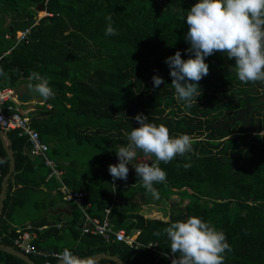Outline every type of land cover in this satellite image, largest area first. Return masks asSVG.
Segmentation results:
<instances>
[{
    "label": "trees",
    "instance_id": "trees-1",
    "mask_svg": "<svg viewBox=\"0 0 264 264\" xmlns=\"http://www.w3.org/2000/svg\"><path fill=\"white\" fill-rule=\"evenodd\" d=\"M197 2L0 0V34L8 42L0 45V68L7 74L0 76V88L29 85L32 72L49 82L55 95L31 107L29 122L61 171L59 179L47 178L50 170L42 157L29 154L27 136L6 133L15 171L0 216V243L14 246L16 228L27 225L13 227L17 223L14 215L29 203L35 218L28 224L46 226L43 236L61 237L53 227L59 218L45 213L57 202L65 203L59 190L62 184L84 194L89 216L103 219L104 210L109 209L114 229L129 236L138 231L139 243H157L163 253L159 256L145 247L135 250L120 242L107 243L98 235L82 234L84 215L72 205L63 230L77 242L67 248L81 258L107 253L124 264H168L170 241L163 230L173 222L198 216L222 231L231 245L224 264H264V102L248 114L254 118L252 124L258 121L259 133L242 130L240 122L226 131L215 126L220 118L235 117L246 103L255 104L264 94V83H242L235 61L215 53L205 58L209 74L199 81L201 96L188 107L176 99L165 63L177 50L182 59L189 58L185 52L190 47L185 40L188 26L182 17ZM39 5L49 15L32 27L28 43L4 38L31 26ZM109 15L118 35H105ZM153 76L162 77L165 83L154 87ZM141 113L149 123L165 125L170 137L186 133L193 140L192 152L159 165L167 180L154 184L156 196L144 189L135 170L129 171L127 181H113L108 171L118 158L116 151L128 143L132 129L139 127L135 116ZM92 148L96 151L88 154L86 163L75 153ZM142 157H149V163L155 159L138 152L136 159ZM0 161L1 190L9 168L1 141ZM185 164L191 166L185 168ZM174 196L177 200H170ZM165 200L170 210L163 217L143 210ZM33 245L45 252L61 253L65 248L48 245L46 250L38 240ZM29 257L35 264H45V258ZM49 262L57 264L58 260L49 258ZM0 264L26 263L0 251ZM97 264L115 263L101 259Z\"/></svg>",
    "mask_w": 264,
    "mask_h": 264
},
{
    "label": "clouds",
    "instance_id": "clouds-1",
    "mask_svg": "<svg viewBox=\"0 0 264 264\" xmlns=\"http://www.w3.org/2000/svg\"><path fill=\"white\" fill-rule=\"evenodd\" d=\"M185 18L188 26L185 40L190 45L185 52L189 58L182 59L181 51L177 50L165 59L179 102L191 107L201 96L199 81L209 74L205 58L215 53L226 54L228 60L235 61L236 74L242 83H264V0H199L182 17ZM106 20L109 23L105 35H118L111 16ZM6 75L0 68V76ZM152 79L157 88L165 83L160 76ZM29 88L45 99L55 95L49 82L37 72L30 74ZM135 120L139 127L132 129L127 136L128 143L116 151L118 163L110 164L108 171L113 181H127L128 165L138 152L155 157L151 163L132 165L144 189L156 196L154 184L167 180L166 171L159 165L192 152L193 140L186 133L170 137L165 125L149 123L142 113L137 114ZM163 232L170 241L171 264H224V254L232 251L225 234L198 216L173 222ZM154 234L160 235L159 232ZM58 264H97V261L92 257L80 258L65 247L58 254Z\"/></svg>",
    "mask_w": 264,
    "mask_h": 264
},
{
    "label": "built area",
    "instance_id": "built-area-1",
    "mask_svg": "<svg viewBox=\"0 0 264 264\" xmlns=\"http://www.w3.org/2000/svg\"><path fill=\"white\" fill-rule=\"evenodd\" d=\"M48 15L49 14L47 12H44L43 16L37 15L31 26L26 27L23 30L16 31L14 34H6L4 38H14L16 44L20 42L28 43L32 27L37 25L38 21L42 17ZM18 96L19 95L15 92V89L11 87L0 88V129L5 133L8 131H16L19 136H27L30 144L29 154L33 157L43 158L44 165L50 170L47 178L54 176L56 179H59L61 171L57 169L56 163L47 156L48 146L40 140L38 132L30 126V112L33 109L24 110L23 105H21L17 100ZM59 190L63 201L81 209L84 215V223L81 227L82 234L98 235L101 236L107 243L116 241L135 250L145 247L158 253L159 256L163 255V253L158 250L157 243H149L147 245L139 243L137 241L138 231H135L129 236L122 229H114L108 218L109 209L104 210L105 216L103 219L91 217L87 214L86 209L84 208L85 204H83V193L72 191L62 184ZM43 229L44 227H35L31 224L17 227L15 230L16 236L13 239V247L28 257L37 256L45 258V264H50L49 258H55L58 260L59 253L38 250L33 245V242L38 238L39 233ZM167 258L168 264H171L172 258Z\"/></svg>",
    "mask_w": 264,
    "mask_h": 264
},
{
    "label": "water",
    "instance_id": "water-1",
    "mask_svg": "<svg viewBox=\"0 0 264 264\" xmlns=\"http://www.w3.org/2000/svg\"><path fill=\"white\" fill-rule=\"evenodd\" d=\"M36 10L38 12H44L45 8L43 5H39V6H37ZM47 99L48 98L45 99L43 97H40L37 93L33 92V90H31L29 88V86H27L25 88V91L17 97L18 102L23 106L28 105L30 103L44 104ZM262 102H264V94L259 98V100L255 104L246 103L244 105V108L242 110H240L235 117H233L229 120H224L223 118H220L216 122L215 126H221L222 129L224 131H226V130H228V127L230 125H234L235 123L240 122V123H242V130L250 131L252 133H259L260 129L258 126V121L256 120V121H254L253 124H251L252 119L250 117H248L247 115L251 112V110L253 109V107L255 105H261ZM0 141H1L2 147H3L4 151L6 152L8 159H9L8 172L4 175L2 182H1V190H0V216H1L2 210L4 207V200L6 198L8 181H9L11 175L13 174V172L15 171V159H14V153H13L12 146H11V141H10L8 135L1 129H0ZM83 204H85V202ZM73 210H74V208L70 206L68 209H62L61 208L59 210V213H64V214L69 215L70 211H73ZM0 251L14 256V257L22 260L26 264H35L31 260L30 257L24 255L23 253L16 250L12 246H7L5 244L0 243ZM76 256H78V255H76ZM88 257H92L96 261L101 260V259H107V260L114 262L115 264H124L119 257L114 256V255H109L107 253H98V254L88 256ZM88 257H84V258L86 259Z\"/></svg>",
    "mask_w": 264,
    "mask_h": 264
},
{
    "label": "rangeland",
    "instance_id": "rangeland-1",
    "mask_svg": "<svg viewBox=\"0 0 264 264\" xmlns=\"http://www.w3.org/2000/svg\"><path fill=\"white\" fill-rule=\"evenodd\" d=\"M39 16H41V13L39 14ZM0 26H1V23H0ZM0 31H1V27H0ZM5 44L7 45L8 42L7 41H4L3 37L0 34V45H4L5 46ZM15 90H16L17 94L23 92V91L20 92V90L18 89V86L15 88ZM33 106H35V104L34 103H30V104H28L26 106H23V109L24 110L25 109H29L30 107L33 108ZM94 151H96V148H92V149H90L88 151H84V152H83V149L82 150H76L75 153H76V155L78 157L84 159V161L86 163V160H88L90 158L88 156V154L89 153H92ZM117 163H118V158H117L115 164H117ZM131 163L133 165H135L137 163H149V157L137 158V159H134ZM132 164H129L128 165L129 171L135 170V168L133 167ZM170 200L175 201V200H177V197L174 196ZM169 202L170 201H168V203ZM160 204H162L163 207L167 206V208H168L167 200L162 201ZM145 208L147 209L146 211L152 210L151 213H150V216H153V217H156V218L163 216L162 211L159 210V211L156 212L155 210H153L155 208L156 209H161V208H159V205L158 204H155V203L154 204H150L148 206L143 207V210H145ZM33 212H34V210H33L32 204L29 203L23 209H21V210H19L18 212L15 213V215H14V221L15 222H20V223H24L25 221H31L32 219L35 218V213H33ZM61 233L63 234V238L64 239H62V240H60L58 242V246H71L74 243V240H73L72 237H70L71 235L69 234V232L67 230H63Z\"/></svg>",
    "mask_w": 264,
    "mask_h": 264
},
{
    "label": "crops",
    "instance_id": "crops-1",
    "mask_svg": "<svg viewBox=\"0 0 264 264\" xmlns=\"http://www.w3.org/2000/svg\"><path fill=\"white\" fill-rule=\"evenodd\" d=\"M44 12H46V11L44 10ZM40 13H42V12H38L37 15H39ZM7 23H9V19H6L5 24H7ZM27 86H29V85H27V84H21V85L18 86V89L20 90V92L21 91L24 92L25 91V88ZM15 92H16V90H15ZM22 93H18V95H21ZM70 206L73 207L72 204H70V203H66V202L65 203H59V202H57L54 208L48 209V211L45 213V216L46 217H56L57 216L59 218L58 221L55 220V223H53V227H55V229H57V230L60 231L58 234H61V237H58L55 234L43 236L44 235V231L46 230V226H43L44 229L39 233L38 238L36 239V240L39 241V244H40L41 248H45L47 250L48 249V245H57L58 246V242L60 240L64 239L63 238V234L61 233L63 231V229H64L63 228L64 227L63 222L66 220L67 217H69L71 215V212H73V211H70V214L67 215V214H64V213H59V210L61 208L62 209H68ZM159 208H161V209H156L155 208L153 210H155L156 212L160 210V211H162L163 215H164L165 211H166V214H168V211L170 210L169 207L168 208H167V206L163 207L162 204H159ZM145 210H147V209L145 208ZM25 223L28 224L29 221H25L24 223H20V222L14 223L13 224V227L22 226ZM57 226H59V227H57ZM70 237H72V236H70ZM76 243L77 242H75L72 245H75ZM62 247H70V246H62Z\"/></svg>",
    "mask_w": 264,
    "mask_h": 264
},
{
    "label": "flooded vegetation",
    "instance_id": "flooded-vegetation-1",
    "mask_svg": "<svg viewBox=\"0 0 264 264\" xmlns=\"http://www.w3.org/2000/svg\"><path fill=\"white\" fill-rule=\"evenodd\" d=\"M248 116V115H247ZM249 117V116H248ZM251 118V117H250ZM251 119H254V118H251ZM252 124V123H251Z\"/></svg>",
    "mask_w": 264,
    "mask_h": 264
},
{
    "label": "bare ground",
    "instance_id": "bare-ground-1",
    "mask_svg": "<svg viewBox=\"0 0 264 264\" xmlns=\"http://www.w3.org/2000/svg\"><path fill=\"white\" fill-rule=\"evenodd\" d=\"M31 108V107H30Z\"/></svg>",
    "mask_w": 264,
    "mask_h": 264
}]
</instances>
